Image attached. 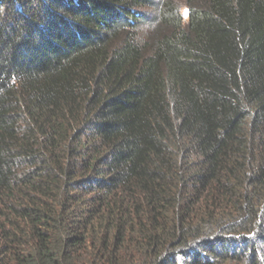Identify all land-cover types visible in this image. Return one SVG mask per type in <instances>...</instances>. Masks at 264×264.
<instances>
[{"label":"trees","instance_id":"1","mask_svg":"<svg viewBox=\"0 0 264 264\" xmlns=\"http://www.w3.org/2000/svg\"><path fill=\"white\" fill-rule=\"evenodd\" d=\"M0 0V264H264V0Z\"/></svg>","mask_w":264,"mask_h":264},{"label":"rangeland","instance_id":"2","mask_svg":"<svg viewBox=\"0 0 264 264\" xmlns=\"http://www.w3.org/2000/svg\"><path fill=\"white\" fill-rule=\"evenodd\" d=\"M181 12L183 13V15L185 16V19L188 18V9H187V0H176Z\"/></svg>","mask_w":264,"mask_h":264}]
</instances>
